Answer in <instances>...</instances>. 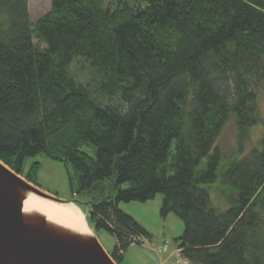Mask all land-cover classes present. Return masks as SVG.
Masks as SVG:
<instances>
[{"label": "trees", "instance_id": "16d2710c", "mask_svg": "<svg viewBox=\"0 0 264 264\" xmlns=\"http://www.w3.org/2000/svg\"><path fill=\"white\" fill-rule=\"evenodd\" d=\"M51 3L32 22L28 0H0V160L34 185L28 158L70 166L90 226L117 238L116 262L150 237L119 204L162 194L189 264H264V135L243 155L264 124V0ZM79 58L117 103L76 81ZM231 118L242 159L216 145Z\"/></svg>", "mask_w": 264, "mask_h": 264}, {"label": "rangeland", "instance_id": "374dc122", "mask_svg": "<svg viewBox=\"0 0 264 264\" xmlns=\"http://www.w3.org/2000/svg\"><path fill=\"white\" fill-rule=\"evenodd\" d=\"M51 7V0H28V8L32 22H36L49 13ZM35 44L44 48V45L40 44L37 39H35ZM70 72L77 82L87 85L94 92L95 97L104 105L117 103L115 99L111 100L101 94L100 76L88 61L81 58L76 59L70 66ZM259 104L260 114L264 121V92L259 95ZM263 135L264 124L253 127L249 131L248 139L244 143L243 155H247L259 146ZM216 145L227 158L238 156V158L242 159L244 157L238 155L239 137L234 118H231L227 122L217 139ZM174 148L175 145H173V153ZM82 150L90 155L94 154V149L91 146L84 145ZM36 162L41 165L35 180L37 187L64 200L72 199L84 202L81 195L77 193L73 194L71 191L70 175L72 177L73 172L70 166L63 162L55 161L45 154H39L25 161L24 171H28L31 165ZM21 177L24 178L23 176ZM77 188L78 186L76 184L75 190ZM211 194L215 205L225 207V203L215 190ZM162 201L163 195L158 194L155 198L146 202H122L119 204V208L131 215L149 233L150 237H143L141 239L142 244L131 245L125 251L122 260L117 262L118 264H150L160 259L165 260V256H172L167 260L168 264H183L178 262L179 259L182 261L185 260L181 252L179 254L177 252L180 251L177 240L183 235L185 224L174 213L166 217L162 216ZM94 232L104 250L112 256L114 248L117 245L116 236L105 229H94ZM167 242L169 244L168 253L160 255L157 251L158 248L164 246Z\"/></svg>", "mask_w": 264, "mask_h": 264}, {"label": "water", "instance_id": "95a60500", "mask_svg": "<svg viewBox=\"0 0 264 264\" xmlns=\"http://www.w3.org/2000/svg\"><path fill=\"white\" fill-rule=\"evenodd\" d=\"M27 192L86 206L41 190L0 160V264H117L90 224L91 233L79 236L60 232L42 217L29 218L24 210Z\"/></svg>", "mask_w": 264, "mask_h": 264}, {"label": "bare ground", "instance_id": "6f19581e", "mask_svg": "<svg viewBox=\"0 0 264 264\" xmlns=\"http://www.w3.org/2000/svg\"><path fill=\"white\" fill-rule=\"evenodd\" d=\"M24 210L29 218L42 217L60 232L79 236H87L91 233L87 211L78 204L59 203L27 192ZM186 260L189 262L188 259Z\"/></svg>", "mask_w": 264, "mask_h": 264}, {"label": "built area", "instance_id": "2783aa9c", "mask_svg": "<svg viewBox=\"0 0 264 264\" xmlns=\"http://www.w3.org/2000/svg\"><path fill=\"white\" fill-rule=\"evenodd\" d=\"M157 251L160 255L167 253L169 251L168 242L164 246L159 247ZM177 252H178V254L180 253V251H177ZM184 260L185 261H182L181 259H179L178 262H181L183 264H188V261L186 259H184ZM155 264H167V262H166V260L160 259Z\"/></svg>", "mask_w": 264, "mask_h": 264}, {"label": "crops", "instance_id": "0c3cea01", "mask_svg": "<svg viewBox=\"0 0 264 264\" xmlns=\"http://www.w3.org/2000/svg\"><path fill=\"white\" fill-rule=\"evenodd\" d=\"M166 258H165V260H166V262H167V260L169 259V258H171L172 256H165ZM150 264H154V262H151Z\"/></svg>", "mask_w": 264, "mask_h": 264}]
</instances>
